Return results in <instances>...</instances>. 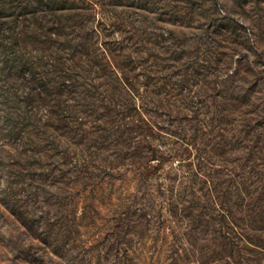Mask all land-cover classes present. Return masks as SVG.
Masks as SVG:
<instances>
[{
  "label": "trees",
  "instance_id": "obj_1",
  "mask_svg": "<svg viewBox=\"0 0 264 264\" xmlns=\"http://www.w3.org/2000/svg\"><path fill=\"white\" fill-rule=\"evenodd\" d=\"M97 1L0 0V262L93 264L101 248L107 263L96 254L94 264H149L151 248L174 243L164 214L184 221L192 247L205 231L218 233L231 257L251 241L241 214L251 210L249 180L236 181L242 175L230 168L251 126L243 118L236 134L228 119L250 107L249 89L224 84L236 81L246 55L195 40V57L159 56L183 60L180 87H136L130 46L112 35L113 23H94ZM19 22L39 43L38 69L15 36L7 43ZM26 72L29 94L6 86ZM210 75L217 87L207 86ZM193 81L201 87L192 90ZM82 227L94 232L80 239Z\"/></svg>",
  "mask_w": 264,
  "mask_h": 264
},
{
  "label": "rangeland",
  "instance_id": "obj_2",
  "mask_svg": "<svg viewBox=\"0 0 264 264\" xmlns=\"http://www.w3.org/2000/svg\"><path fill=\"white\" fill-rule=\"evenodd\" d=\"M107 1L109 0H99L96 5H92L94 23L99 25L98 21H101L102 25L108 27L113 23L114 26L109 27L112 35L130 46L136 87L162 85L161 87H167L171 91L173 87H180L178 83L180 75L176 74L183 72L181 66L183 60L167 59L164 64H160L159 56L178 58L180 52L184 51V54L195 57L196 44L192 42L195 40L207 41L208 37L217 43H227L246 55V65L239 77L236 81H226L224 85L249 89L247 99L250 107L246 110L232 111L233 114L229 115L228 119L234 128L238 126L240 129L243 118H246L245 121L251 126L249 135L234 129L244 140L242 147L236 152V156L241 160L231 164L230 168H234L231 174L242 175V177L233 175L236 181L245 179V175L249 180L246 184H249L248 189L252 191L247 196L251 210L244 209L241 214L246 217L245 223L248 225L246 237L252 243L240 241L239 246L233 248L232 256L228 257L230 252L221 247V243H224L223 237L210 229L203 235L206 239L199 240L192 247L187 241V236L182 233L184 221L164 214L162 219L166 221L167 239L173 240L174 243L169 250L163 248L162 251H158L151 248L148 253L152 254V258L148 260L149 264H264V0H115L117 5L114 8L106 5ZM110 9L116 12L112 14ZM209 29L215 32L212 35L207 34ZM12 30L6 32L7 43L15 36L20 47H26V51L22 50L20 56L30 61L25 62L28 63L29 69L31 67L38 69L39 43L26 38L27 34H31L28 32L29 27L19 22ZM33 36L37 37L36 34ZM159 42L168 46L172 44L173 50L169 53L173 51L176 53L164 54ZM106 59L109 65L117 63V58L112 54H105L104 60ZM23 76L25 79L16 78L14 83L10 82L6 86L19 87L24 95L29 94L33 82L32 80L28 82L30 78L28 72ZM219 78L210 75L207 86L217 87L212 81L220 82ZM190 87L195 90V87L201 85L195 83ZM168 102L174 106L177 103L172 95H169ZM244 111L246 112L243 113ZM247 170L251 171L247 173ZM0 227L6 230L5 221L1 217ZM87 230L85 227L80 229V239H86L94 232ZM1 250L0 242V252ZM99 250V254L94 250L92 263L96 262V254L101 257L102 262L107 263L102 257L101 248ZM141 254L144 256L146 252L142 251ZM0 264L6 262L2 261Z\"/></svg>",
  "mask_w": 264,
  "mask_h": 264
}]
</instances>
